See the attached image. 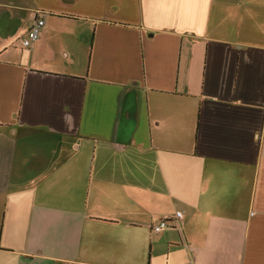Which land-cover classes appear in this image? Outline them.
I'll return each instance as SVG.
<instances>
[{"label": "crops", "instance_id": "1", "mask_svg": "<svg viewBox=\"0 0 264 264\" xmlns=\"http://www.w3.org/2000/svg\"><path fill=\"white\" fill-rule=\"evenodd\" d=\"M0 264H264V0H0Z\"/></svg>", "mask_w": 264, "mask_h": 264}, {"label": "built area", "instance_id": "2", "mask_svg": "<svg viewBox=\"0 0 264 264\" xmlns=\"http://www.w3.org/2000/svg\"><path fill=\"white\" fill-rule=\"evenodd\" d=\"M43 24L44 22L41 18H37L31 24L26 37L22 40V44L24 47H30L32 43H34L38 39L39 32L43 27ZM181 217V212H176L172 217L164 216L152 226V231H154L155 233H159L170 226L171 220H179Z\"/></svg>", "mask_w": 264, "mask_h": 264}]
</instances>
